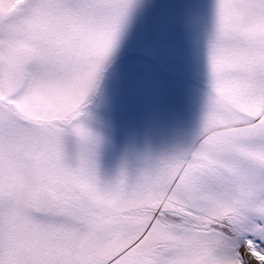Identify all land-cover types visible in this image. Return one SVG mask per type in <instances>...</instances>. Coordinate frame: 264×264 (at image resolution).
I'll use <instances>...</instances> for the list:
<instances>
[{"label": "snow or ice", "instance_id": "obj_1", "mask_svg": "<svg viewBox=\"0 0 264 264\" xmlns=\"http://www.w3.org/2000/svg\"><path fill=\"white\" fill-rule=\"evenodd\" d=\"M162 35L183 104L126 121ZM0 264H264V0H0Z\"/></svg>", "mask_w": 264, "mask_h": 264}, {"label": "rangeland", "instance_id": "obj_2", "mask_svg": "<svg viewBox=\"0 0 264 264\" xmlns=\"http://www.w3.org/2000/svg\"><path fill=\"white\" fill-rule=\"evenodd\" d=\"M163 32V23L158 26ZM174 37L161 36L151 56H131L123 66L120 116L142 122L155 113L167 115L183 104L185 79Z\"/></svg>", "mask_w": 264, "mask_h": 264}]
</instances>
